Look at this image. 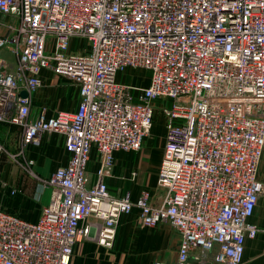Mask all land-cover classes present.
Wrapping results in <instances>:
<instances>
[{
  "label": "built area",
  "instance_id": "built-area-1",
  "mask_svg": "<svg viewBox=\"0 0 264 264\" xmlns=\"http://www.w3.org/2000/svg\"><path fill=\"white\" fill-rule=\"evenodd\" d=\"M72 39L84 50L71 52ZM0 50L16 63L0 59V123L20 129V153L59 135L69 155L40 180L50 196L35 222L0 209V264H70L88 239L111 248L134 208L139 227L179 236L174 261L153 264H242L264 198V0H0ZM128 70L148 84L121 81ZM42 71L78 89L75 111L30 117ZM156 114L162 202L111 196L114 154L138 152Z\"/></svg>",
  "mask_w": 264,
  "mask_h": 264
},
{
  "label": "crops",
  "instance_id": "crops-1",
  "mask_svg": "<svg viewBox=\"0 0 264 264\" xmlns=\"http://www.w3.org/2000/svg\"><path fill=\"white\" fill-rule=\"evenodd\" d=\"M2 20L7 21L6 18ZM82 44H84L82 41L72 39L70 51L78 52L79 50H84L85 45L83 46ZM0 59L5 60L11 69L15 68V58L10 52L0 50ZM40 78L42 87L33 95L31 118L36 117L42 110L46 112L48 117L53 116L57 111L73 112L76 110L79 94L75 86L68 80L55 76L48 71H42ZM147 84L148 79L146 77ZM158 104L159 102H156L157 106ZM159 128V124L155 125L154 130L152 128L153 135L157 139L161 137L163 145L165 130L163 135L161 133L158 134ZM17 129L15 126L0 123V136L3 138L6 147L12 148L11 143L14 141L12 137L18 136ZM146 148L138 152H116L114 154V167L111 175L104 180L111 196L115 198L128 197L134 202L142 191H147L150 193L154 204L162 202L163 191L157 187L156 174L163 149L159 154L154 155L149 148ZM37 151H44V154ZM26 152L29 157L37 162L34 168L44 178L50 176L57 168L65 166L69 158L63 146V138L59 135H44L40 146H31ZM42 158L45 159L44 162L41 161ZM97 168L98 156L93 151L87 165V172L92 183L95 181ZM258 179L264 182V154H262L259 165ZM3 189V197L12 199L14 207L10 209L11 212L2 209V207L1 210L26 221L35 222L42 206L48 201L44 200L45 191L42 192L41 197L38 196L41 192L39 185L31 196L19 194L22 190L10 184H6ZM138 213V209L134 208L129 215L121 216L111 248L100 246L91 239L77 243L74 246L70 264H153L156 261L173 262L179 245L177 232L167 224H160L151 229L141 228L136 220ZM249 221L257 226L258 233L255 238L245 240L242 264H264V198L258 200ZM164 227L174 231L178 239L177 244L173 246V252L168 261H165L164 254L165 239L164 230L162 231ZM142 252L145 255L143 254L144 256L141 259L140 253Z\"/></svg>",
  "mask_w": 264,
  "mask_h": 264
},
{
  "label": "rangeland",
  "instance_id": "rangeland-1",
  "mask_svg": "<svg viewBox=\"0 0 264 264\" xmlns=\"http://www.w3.org/2000/svg\"><path fill=\"white\" fill-rule=\"evenodd\" d=\"M84 46V44H82ZM149 75V73H141L139 71H133L128 70L124 73H122L119 78L121 81H125L126 83H132L135 79L136 85L140 86H146V77ZM30 114H32V106L30 108ZM156 124H159V133L163 135L164 131V125L165 121L163 120L162 116L160 114H156L154 117V126L153 130ZM11 126V125H9ZM18 136L12 137V140H14L11 145L12 148L6 147L5 143L3 142V138L0 136V146L3 148L4 152L0 158V187L2 185L3 188L6 187V184H10L11 186H15L18 189L22 190L19 194L21 195H30L33 193V191L36 189V187L40 184V180L44 179L42 175H40L36 169L34 168L35 164L37 163L33 158L29 157L27 155V149L20 153V129L18 128ZM153 130L149 137L146 138L144 143L141 146L142 149L148 147L152 154H159L161 150L163 149L162 145V139H157L153 135ZM16 131V130H15ZM17 133V131H16ZM19 137V138H18ZM18 138V143H17ZM149 141V143H148ZM15 147H17L15 149ZM146 148V149H148ZM15 149V151H14ZM35 149V148H34ZM15 152V153H14ZM39 152V151H37ZM150 152V154H151ZM39 153L44 154V151H40ZM153 155V156H154ZM40 161V160H39ZM42 162L45 161L44 158L41 159ZM29 162L32 163L29 164ZM48 174V173H45ZM1 187L0 190V209L7 210L11 212V208L14 207L13 200L10 198L3 197V188ZM50 196V190H45L44 194V200H48ZM2 202V205H1ZM4 205V207H3ZM164 230V239H165V261H168L170 258V255L173 252V246L177 244V234L174 231H171L167 227H164L162 231ZM116 235V234H115ZM141 259L145 255L144 252L140 253ZM144 254V255H143Z\"/></svg>",
  "mask_w": 264,
  "mask_h": 264
},
{
  "label": "water",
  "instance_id": "water-1",
  "mask_svg": "<svg viewBox=\"0 0 264 264\" xmlns=\"http://www.w3.org/2000/svg\"><path fill=\"white\" fill-rule=\"evenodd\" d=\"M26 95H27V94H26L25 92H22V93H21V96H22V97H25Z\"/></svg>",
  "mask_w": 264,
  "mask_h": 264
}]
</instances>
